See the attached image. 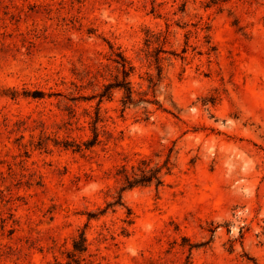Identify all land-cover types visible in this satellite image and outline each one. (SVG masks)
<instances>
[{"label":"rangeland","instance_id":"374dc122","mask_svg":"<svg viewBox=\"0 0 264 264\" xmlns=\"http://www.w3.org/2000/svg\"><path fill=\"white\" fill-rule=\"evenodd\" d=\"M122 55L127 105L101 98ZM98 110L100 141L64 146ZM171 148L160 188L124 192L133 222L89 217ZM84 228L82 264H264V0H0V264L65 262Z\"/></svg>","mask_w":264,"mask_h":264},{"label":"trees","instance_id":"16d2710c","mask_svg":"<svg viewBox=\"0 0 264 264\" xmlns=\"http://www.w3.org/2000/svg\"><path fill=\"white\" fill-rule=\"evenodd\" d=\"M161 50V49H160ZM122 62V72L123 78H119L117 83H107L105 85L106 89L101 93V98L103 99L105 96H111V92L113 88L119 87L124 89V103L127 105L129 103L135 102V92L133 82L131 80V74L135 69V65L132 63L130 58L123 57ZM158 61H160L161 56L158 53ZM16 93H12L14 96ZM26 96H34V97H43L45 95L44 91L36 90V91H27L25 93ZM142 100L148 102H157V99H150L147 97H142ZM73 111H76L74 108ZM76 114V113H75ZM103 120L101 117L100 110L97 111L96 117L94 118V125L92 127L94 136L89 140L81 141L76 138L67 139L64 141V146L67 148L71 147L74 151H84V149H89L96 145L100 141V131L98 128L99 121ZM85 147H84V145ZM173 149L171 148L168 157L163 162H154L152 155H143L137 164H132L131 167L128 166L127 163L122 164L118 168L117 174L120 175V179L122 180L120 188L117 190L114 195L113 200H109L107 206L101 209L100 212L91 213L89 212V217H98L99 214H105L110 208L117 209L118 206H125L127 208V215L125 217V221L133 222L135 220L133 209L129 206L124 199V192L127 189H131L137 186H150L155 185L157 188H160L165 183L164 175L165 173L171 171L172 169V153ZM90 249V240L87 234L86 228L80 229L79 233L73 238V248L67 253V261H62L59 258H56V262L53 264H82V261L85 259V253Z\"/></svg>","mask_w":264,"mask_h":264}]
</instances>
